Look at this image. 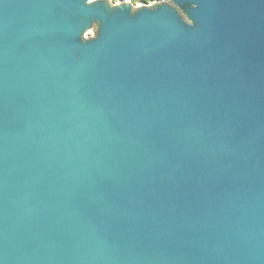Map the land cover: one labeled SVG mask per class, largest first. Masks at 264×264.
Masks as SVG:
<instances>
[{"label": "water", "instance_id": "obj_1", "mask_svg": "<svg viewBox=\"0 0 264 264\" xmlns=\"http://www.w3.org/2000/svg\"><path fill=\"white\" fill-rule=\"evenodd\" d=\"M0 264H264V0H0Z\"/></svg>", "mask_w": 264, "mask_h": 264}, {"label": "rangeland", "instance_id": "obj_2", "mask_svg": "<svg viewBox=\"0 0 264 264\" xmlns=\"http://www.w3.org/2000/svg\"><path fill=\"white\" fill-rule=\"evenodd\" d=\"M119 1V0H118ZM147 1V3L149 4V3H152V2H155V1H162V0H146ZM114 2H117V1H114ZM134 3V2H133ZM139 3H141V1H137V2H135L134 4H139ZM94 34V31H91L90 33H89V35H93Z\"/></svg>", "mask_w": 264, "mask_h": 264}, {"label": "trees", "instance_id": "obj_3", "mask_svg": "<svg viewBox=\"0 0 264 264\" xmlns=\"http://www.w3.org/2000/svg\"><path fill=\"white\" fill-rule=\"evenodd\" d=\"M113 1H118V0H113ZM132 2H137V1H141V3H147V1L146 0H131Z\"/></svg>", "mask_w": 264, "mask_h": 264}, {"label": "built area", "instance_id": "obj_4", "mask_svg": "<svg viewBox=\"0 0 264 264\" xmlns=\"http://www.w3.org/2000/svg\"><path fill=\"white\" fill-rule=\"evenodd\" d=\"M153 3V2H152ZM139 4H142V3H139Z\"/></svg>", "mask_w": 264, "mask_h": 264}]
</instances>
